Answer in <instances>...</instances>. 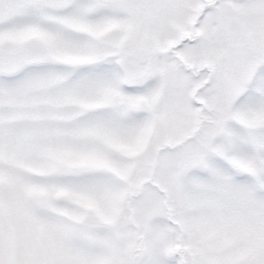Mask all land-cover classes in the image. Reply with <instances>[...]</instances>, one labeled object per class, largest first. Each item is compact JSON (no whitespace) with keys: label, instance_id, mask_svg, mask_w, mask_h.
<instances>
[{"label":"snow or ice","instance_id":"1","mask_svg":"<svg viewBox=\"0 0 264 264\" xmlns=\"http://www.w3.org/2000/svg\"><path fill=\"white\" fill-rule=\"evenodd\" d=\"M0 264H264V0H0Z\"/></svg>","mask_w":264,"mask_h":264}]
</instances>
